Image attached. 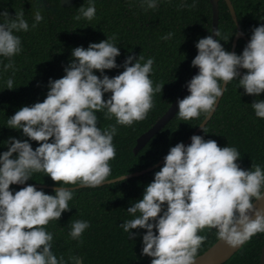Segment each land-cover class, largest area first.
<instances>
[{"label": "clouds", "instance_id": "clouds-1", "mask_svg": "<svg viewBox=\"0 0 264 264\" xmlns=\"http://www.w3.org/2000/svg\"><path fill=\"white\" fill-rule=\"evenodd\" d=\"M138 3L147 10L158 7L159 0ZM95 15V0H87L73 19L91 21ZM0 17L4 18L0 57L9 58L2 65L7 71L13 67L11 58L22 52L16 33L27 32L30 26L23 9L16 10L14 17L5 9ZM43 19L37 9L31 27ZM210 33L220 36L218 28ZM172 36L169 32L162 38ZM220 41L209 34L196 42L198 52L191 64L199 71L186 81L189 94L176 101V114L184 121L201 113L210 116L234 79L244 94L258 97L264 93V24L252 29L240 54L225 50ZM120 54L114 37L108 36L90 42L87 48L74 47L65 75L49 78L44 100L22 106L9 116L6 126L22 130L28 139L10 136L7 150L0 152V264H67L52 251L53 233L46 228L71 209L74 189L63 185L95 188L108 182L109 161L116 156V125L131 126L145 119L154 107V94L165 85L154 84L150 78L153 57L127 55L120 65L116 59ZM121 66L124 70L115 76L104 71ZM241 68L246 70L243 75ZM5 84L7 89L16 88L12 77ZM106 93H110L107 98ZM251 106L256 117L264 118V99L254 100ZM97 112L108 119L114 116L116 123L98 127ZM190 139L189 144L180 141L169 148L142 198L127 208L133 218L120 224L129 239L139 234L133 229H146L142 254L152 258L150 264H195L198 249L207 239L198 233L206 227L214 228L217 237L233 248L264 232V208L254 205L264 200V167L242 168L235 146L221 147L198 134ZM30 141L39 142L35 149ZM41 171L59 182L54 194L26 184L34 172ZM13 184L25 186L13 190ZM89 226L87 220L77 219L71 223L69 236L80 240ZM69 260L80 264L82 257Z\"/></svg>", "mask_w": 264, "mask_h": 264}, {"label": "trees", "instance_id": "trees-1", "mask_svg": "<svg viewBox=\"0 0 264 264\" xmlns=\"http://www.w3.org/2000/svg\"><path fill=\"white\" fill-rule=\"evenodd\" d=\"M239 23L250 38L255 26L264 24V0H231ZM159 0L158 7H141L138 0H95L96 15L88 21L74 20L81 5L87 0H76L71 6H63L61 0H0V11L7 10L15 16L16 10H24L29 23L27 32L16 33L21 37L22 52L12 57L13 67L3 71L2 65L8 63L0 57V152L7 150V139H28L22 130L6 126L9 116L20 107L43 101L48 91L49 78L65 75L64 68L73 59L74 47H88L90 42H99L114 37L121 54L116 58L123 65L127 55H142L145 60L154 58L150 78L164 85L154 94V107L145 119L134 121L131 126L116 125L117 133L113 138L116 156L110 160L111 173L107 179L141 170L153 165L167 154L177 142L185 141L206 117L184 121L176 114L150 141L138 152H134L137 138L147 131L169 108L179 95L193 70L192 59L198 52L196 42L212 31L213 10L211 0ZM39 9L44 19L35 28L31 25L34 13ZM11 18V17H9ZM4 18L0 17V22ZM221 44L231 51L237 25L225 0H220L219 21ZM173 36L165 40L167 33ZM247 41L239 39L236 53L240 54ZM144 61H141L143 63ZM123 67L106 69L110 77L122 72ZM246 71V70H245ZM96 74L100 73L96 70ZM12 77L14 89H7L5 81ZM110 93L105 94V98ZM259 96L244 94L238 87V80L228 82L227 90L221 98L212 118L198 135L214 139L218 146H235L241 153L239 163L242 168L250 169L253 164L264 167V118L255 116L251 103ZM98 127H108L116 123L113 116L106 118L97 112ZM33 148L37 141H30ZM163 165V164H162ZM139 176L104 184L95 188L74 189L73 199L69 201V211L62 213L59 220L50 221L47 230L53 233L52 251L59 259L82 257L83 264H150L151 257L142 254V234L146 229H133L139 234L128 238L120 224L133 218L127 208L142 198L145 187L154 179V172L162 166ZM52 184L54 182L45 172H34L26 184ZM63 186H74L71 184ZM24 187L10 185L13 190ZM49 194L51 188L37 187ZM139 214V213H137ZM77 219L87 220L90 224L80 240L69 236L71 223ZM198 234L206 235L197 255L209 248L217 239L216 230L205 228ZM264 232L257 233L222 264H259ZM196 255V256H197Z\"/></svg>", "mask_w": 264, "mask_h": 264}, {"label": "water", "instance_id": "water-1", "mask_svg": "<svg viewBox=\"0 0 264 264\" xmlns=\"http://www.w3.org/2000/svg\"><path fill=\"white\" fill-rule=\"evenodd\" d=\"M75 1L76 0H62L61 4L63 6H71L75 3ZM225 1L227 2L229 9H230V12L232 14V17H233V19L237 25V33L234 36L232 48H231V51L235 52L239 39L243 38L247 41V43L250 39L247 36V34L243 31V29L239 23L238 16H237V13H236V10H235V7H234L232 1L231 0H225ZM219 2H220V0H211L212 10H213L212 30L216 29V28L219 29V21H220ZM212 35H213L214 39H217V37L214 35V33H212ZM198 71H199L198 67H194L191 74L188 77V80H190L195 74H197ZM239 71H240L241 75H243V73L245 72V69L241 68V69H239ZM188 94H189V92H188V89H187L186 83H185V85L181 89L179 95L172 102V104L169 106L167 111L147 131L142 133L137 138V143L134 147L135 153H138L150 141V139L155 134H157L161 129H163V127L176 115V113L178 112V107L176 104L177 98L179 97L182 99L185 96H187ZM221 98H219L217 101V106L215 108V111H216L217 107L219 106ZM215 111L212 112V114L210 116H206L203 119V121L198 125V127L194 130V132L184 141L185 144L191 143L190 137L193 134H199L200 133V131L202 130V128L200 126L203 125L205 127L206 124L208 123V121L212 118ZM163 163H164L163 158H161L156 163H154L153 165H150L147 168L137 170L134 172H130V173L120 175L117 177L110 178V179H108L109 181L106 182L105 184L120 181L122 179V176H126V178H131L134 176L142 175L144 173H147V172L159 167ZM33 185H35L36 187L51 188V189H55V188L59 187V185L40 184V183L39 184H33ZM23 186H25V185H23ZM64 187H68V186H64ZM68 188L76 189V188H80V187H76L74 185V186H70ZM254 205L256 208H264V200L254 201ZM243 245L244 244L240 245L239 247L233 248L218 238L209 248H207L204 252H202L196 256L195 264H222L225 261H227L230 257H232V255L234 253H236ZM80 264H83V261H81ZM259 264H264V245L262 247Z\"/></svg>", "mask_w": 264, "mask_h": 264}, {"label": "bare ground", "instance_id": "bare-ground-1", "mask_svg": "<svg viewBox=\"0 0 264 264\" xmlns=\"http://www.w3.org/2000/svg\"><path fill=\"white\" fill-rule=\"evenodd\" d=\"M219 6H220V2H219ZM245 32V31H244ZM250 39V38H249Z\"/></svg>", "mask_w": 264, "mask_h": 264}, {"label": "rangeland", "instance_id": "rangeland-1", "mask_svg": "<svg viewBox=\"0 0 264 264\" xmlns=\"http://www.w3.org/2000/svg\"><path fill=\"white\" fill-rule=\"evenodd\" d=\"M81 188V187H80Z\"/></svg>", "mask_w": 264, "mask_h": 264}]
</instances>
